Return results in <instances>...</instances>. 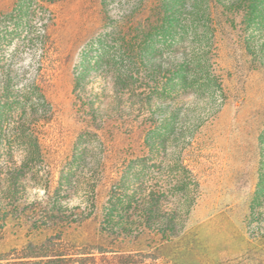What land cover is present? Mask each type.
Returning <instances> with one entry per match:
<instances>
[{
  "label": "rangeland",
  "instance_id": "1",
  "mask_svg": "<svg viewBox=\"0 0 264 264\" xmlns=\"http://www.w3.org/2000/svg\"><path fill=\"white\" fill-rule=\"evenodd\" d=\"M18 2L0 0V18L9 27L7 34L2 32L0 91L9 73L16 78L10 85L19 88L37 80L45 99L35 94L28 105V112L35 114L31 128L40 138L41 153L24 167L12 194L6 192V179L25 152L16 140L21 118L18 113L11 118L13 156L0 165V252L61 233L78 245L97 240L114 250L159 247L173 264H264V243L251 237L246 225L258 182L264 69L244 49L240 26L219 29L215 39L213 63L223 79L224 100L208 91L197 100H168L167 106L179 113L175 131L169 132L171 123L165 126L148 111L138 115L137 97L129 100L124 94L120 103L116 93L147 88L155 77L152 65L159 60L146 55L144 61H133L132 44L145 39L147 27L157 18L152 8L158 0L44 3L30 17L32 30L16 33L10 15ZM92 92L100 110L97 118L90 109ZM157 129L166 138L160 154L145 143L146 134ZM81 135L88 147L78 164L74 156ZM142 158L150 159L142 172L147 188L163 186L166 200L183 196L175 186L183 172L180 159L200 182L199 189L188 194L196 204L186 227L171 240L150 231L131 239L110 236L101 222L111 189ZM70 168L75 181L62 185ZM53 216L83 219L56 222ZM104 262L98 258L95 264Z\"/></svg>",
  "mask_w": 264,
  "mask_h": 264
},
{
  "label": "trees",
  "instance_id": "2",
  "mask_svg": "<svg viewBox=\"0 0 264 264\" xmlns=\"http://www.w3.org/2000/svg\"><path fill=\"white\" fill-rule=\"evenodd\" d=\"M55 1L57 0H19L10 15L13 30L16 33L20 29L31 31L29 21L32 14L38 13L41 4H52ZM152 12L156 13L157 18L147 27L145 39L141 43L133 42L132 60L139 57L144 61L143 57L146 55H152L154 61L159 60L158 65H152L155 77L147 88L140 86L139 90H117V101L124 103V94H128L129 100L137 97L138 115L148 111L165 126L171 123L169 132L175 131L174 124L179 113L178 108L167 106L168 100H183L188 97L197 100L200 93L207 91L218 93L221 101L225 98L223 79L216 73L213 63L215 39L219 29L240 26V39L244 49L257 61V67L264 69V0H158ZM3 23L5 22L0 18V47L4 43L2 32L9 31V27ZM102 59L100 57L96 64L100 66ZM161 73L165 76L160 77ZM6 76L5 86L0 91V165L10 162L6 158L13 156L11 145L14 141L17 140L25 152L21 164L13 162L14 171L17 169L19 173L9 172L6 179V192L12 194L24 174V167L34 164L36 155L41 153L40 138L35 136L31 128L35 114L28 112V105L35 94L40 100L45 99V95L37 80L29 87L19 88L15 84L10 85L16 79L14 76L9 73ZM91 96L92 117L97 118L100 113L96 106L98 101L94 92ZM111 110H117L120 115L129 114L122 108ZM15 113L20 116L21 124L16 126L18 137L12 141L10 134L14 127L11 118ZM165 139L161 129H157L146 134L145 143L152 152L160 154L161 148L165 147ZM257 140L260 148L258 182L246 225L249 235L264 243V127ZM87 147L83 136H79L74 156L76 163H81ZM148 160L150 159L142 158L139 164H132L127 172L130 175L122 176L111 189L101 221L107 226L105 231L110 236L131 239L135 234L142 235L150 231L162 239L171 240L184 231L196 204L195 197L191 198L188 194L192 189L198 190L200 182L185 160L180 159L178 163L183 172L178 176L175 186L183 196L177 200H166L163 186L149 190L142 178ZM68 171L63 175L62 185L66 182L72 186L75 181L74 170L70 168ZM64 217L53 216L56 222L83 219ZM98 258L104 260V264H173L162 256L159 247L114 250L97 240L78 245L64 239L61 233L51 235L40 243H29L7 253L0 252V264H95Z\"/></svg>",
  "mask_w": 264,
  "mask_h": 264
}]
</instances>
